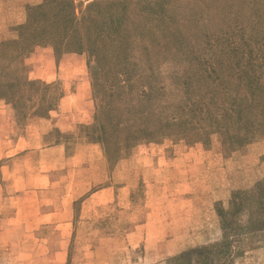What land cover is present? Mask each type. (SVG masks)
Returning <instances> with one entry per match:
<instances>
[{
    "label": "rangeland",
    "instance_id": "374dc122",
    "mask_svg": "<svg viewBox=\"0 0 264 264\" xmlns=\"http://www.w3.org/2000/svg\"><path fill=\"white\" fill-rule=\"evenodd\" d=\"M95 2L0 0V167L17 174L5 194L25 198L27 187L41 188L24 203L23 230L3 224L0 264H264V113L249 123L259 126L255 134L239 137L229 118L199 121L183 111L190 98L216 91L211 106L224 112L230 88L252 111L254 93L240 88L233 67L238 45L264 62V0H98L91 8ZM37 6L35 36L55 41L4 53L19 27L33 33ZM59 8L73 14L74 28L56 18ZM93 39L110 63L87 51ZM125 57L131 81L120 94L112 78ZM51 73L54 82L36 79ZM252 75L242 74L245 82ZM150 84L158 87L148 98ZM256 90L264 96V87ZM103 95L107 114L99 112ZM47 146L60 151L41 154ZM37 171L55 184L36 183ZM7 205L11 219L14 203ZM51 211V224L26 217Z\"/></svg>",
    "mask_w": 264,
    "mask_h": 264
},
{
    "label": "trees",
    "instance_id": "16d2710c",
    "mask_svg": "<svg viewBox=\"0 0 264 264\" xmlns=\"http://www.w3.org/2000/svg\"><path fill=\"white\" fill-rule=\"evenodd\" d=\"M97 4L99 5L98 0H97V2L93 3V5L91 4L90 7L94 8V6H96ZM42 8H43L42 6H37V7L31 8V10H30L31 21L28 24L27 28H30L31 30H33V33L28 32L26 34V36H23L22 32L25 31V29H24L25 27H21V28L19 27L18 28V32H19L18 40H9V41H5V43L4 42L2 43V46L4 47V48H2V50L4 53L8 54V51L11 50L13 52L10 53L9 55H16L15 52H17L18 55H21V54L23 55L34 44L35 45L47 44V42L55 41L54 39L47 38L46 35H44V34H42L40 36H35V34H34L37 31V28L34 27V15L36 13L41 15V9ZM56 18H59V19L63 18V23L66 26L65 29L74 28V26L76 25L75 22H77L73 16V14H71V12L70 13L65 12L64 10H62L60 8H59V10H57ZM225 35H227V34L224 33L222 36L218 37L217 40H222V39L225 40V38H226ZM65 36L66 35H64L63 38ZM57 42H59V41H57ZM78 43H79L78 44L79 48L77 49V51H80V52L84 51L85 42H83V40L81 39ZM52 46H53L54 50H57L56 46H54V45H52ZM238 46L240 48H237V49H240V52L242 54H241V56L239 54H235V58L237 59V61H234V67L233 68L237 69L238 77H236V78L239 79L240 88H244V89H245V87L249 88L254 93L253 98H255V99L253 102L252 111H253V113H256L259 110V107L262 105L261 103L264 104V96H262L256 90V88L264 87V84L262 82L263 78L259 74L261 72V70L264 71V62L263 61H261V62L254 61L251 58V57H253L252 53H251V57L249 59V57L246 56L247 52H245V50H242L240 45H238ZM87 51L90 52V55H92L94 57L95 61H98V64H100L102 62L103 66H104V64L106 62L110 63L105 56H102L100 54L101 48L97 45V42L94 39L92 42V48L89 46V49ZM29 52H30V50H29ZM114 58H116L117 60L120 59V57H114ZM130 64H132L131 59L128 57H125L124 58V66L120 70L121 73L117 74L118 71H116V73H114V75H113V78H112L113 82L114 81L117 82V80L120 81V82H118V87L116 89H114L115 91H117L120 94L123 93L122 91H125V89L130 87V81H131L130 69H129ZM159 69H160V67L157 69H153V73H152V81L153 82L159 76V72H160ZM213 70L218 71L216 66H215V68H213ZM244 71H252V73H253L252 76L248 77L246 82H245V77L242 76ZM101 73H102L101 71H99L97 73L98 78H97V84L95 86V91H96L97 97L98 96L101 97V95L104 94V89L106 88V85H104L102 83L101 79H99V76ZM157 87L158 86H153L150 84V86H148V88H146V91L144 92L145 97H148V98L152 97L153 94L156 92ZM230 89H232V88H230ZM230 89H227L225 93H228L229 96L227 98L229 100L233 99V102L230 103L231 105L228 107L227 106L221 107L224 110V112H218V114H215V112L213 111V108L211 105L217 104L219 101V97L216 95V91H214L212 94L207 92L205 94L197 95L196 98H194V97L190 98L188 104L183 108L184 114H186V113L189 114L192 119H198L199 118L200 119L199 121H204V120H206V118H208L210 116L213 119L212 122H225V120L227 122V120L229 118L230 121H228V122H234L233 125H235L236 128L238 129L239 137H241L243 133L248 134V133L252 132V134H255L256 131L259 130V126L256 124H253V126L251 127L249 123L259 122L260 117L264 113V107H263L262 113L260 115H258V114L253 115L251 109L248 106L242 105L243 98L241 96V93L239 92L238 96H233L231 91H230V93L228 92ZM195 100H198V101H195ZM100 102L101 103L98 105V107L100 109L99 112L105 111L107 114L109 112L108 108L110 105H107V104L104 105V95H103V98H101ZM221 113H223V114H221ZM99 118L100 117L98 115L96 117V120H98ZM111 125L115 130V126L113 125V123H111ZM99 129L101 131V137H105L109 133L106 126H103V125L100 126V124H99ZM241 139H244V138H241ZM251 140H243V142L247 143ZM104 143L106 144V142H104ZM104 149L107 150L106 145L104 146ZM224 225L226 226V222H224Z\"/></svg>",
    "mask_w": 264,
    "mask_h": 264
},
{
    "label": "crops",
    "instance_id": "0c3cea01",
    "mask_svg": "<svg viewBox=\"0 0 264 264\" xmlns=\"http://www.w3.org/2000/svg\"><path fill=\"white\" fill-rule=\"evenodd\" d=\"M36 79H40V80H43V81H46V82H54L57 79V75L54 74V73H51V74H49L46 77L45 76H39ZM29 80L31 81L32 78L31 79L29 78ZM69 103H70V99L69 98H67V99L65 98V99H63V101L61 103V107H66L67 104H69ZM59 120H60L61 123H63V124H61V127H64V125H68V124H64V123H66V122H64V117H60ZM21 141H22V138L20 137L15 143V146H14L15 149L18 148V146H19ZM54 151H60L59 147L58 146H49V147L47 146L45 148H40V150H39V152L41 154L50 153V152H54ZM7 152H8V150L7 151L5 150V153H7ZM10 157H12V156L11 155L7 156V158H10ZM5 168H6L5 166L0 167V230L3 229V224L8 223V222H11V223L15 224L16 225V230H18V229L23 230V226H22L23 223L30 222V220H28V219L25 220V218H24V216H25L24 215V207H25L24 203H25V201L28 200V198H30V194H32V196L34 194H37L38 193L37 190H39L41 188L38 187V186L27 187L26 191L23 192L25 195H27V197H25V198H23V195H18L20 193L19 190L15 191V193H16L15 195H10L11 197H7V195L5 194V192H6L5 188H7V185L4 184V182L7 179H13V182H15L17 174H16L15 171H13V173L9 175V172L5 171ZM41 172L37 171V172L34 173L33 176L31 175L32 178L34 179V181L36 183H40V185L42 183L43 184L47 183L46 188H49L51 185L53 186L55 183L53 182V180H51L50 176L44 175L43 171H41ZM3 176H6V178H4ZM23 176H25V175H23ZM28 180H30V178H28L27 181ZM32 188H35L37 190L33 191ZM9 201H10V203H12V205L14 203V207L13 208L15 209L14 213H13V218H11V219H9L7 216H5L6 215L5 211H6L7 207H8L7 203ZM20 206L22 207V209H20ZM10 207H12V206H10ZM34 215H36V214H34ZM40 216H41V219L50 218L48 220V223H50V224L52 222H55L54 220H52V217H54L56 215H54V213H52V211L49 212V213H39V216H37V217L36 216H31V218H30V216H26V217L27 218L29 217V219H32L33 222H36V221L40 220ZM19 225H21V226L19 227Z\"/></svg>",
    "mask_w": 264,
    "mask_h": 264
}]
</instances>
